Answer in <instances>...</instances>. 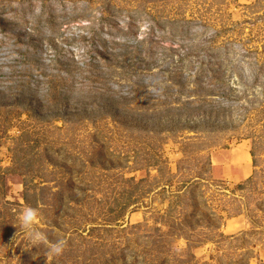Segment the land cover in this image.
<instances>
[{
    "label": "rangeland",
    "instance_id": "1",
    "mask_svg": "<svg viewBox=\"0 0 264 264\" xmlns=\"http://www.w3.org/2000/svg\"><path fill=\"white\" fill-rule=\"evenodd\" d=\"M0 264H264V0H0Z\"/></svg>",
    "mask_w": 264,
    "mask_h": 264
},
{
    "label": "clouds",
    "instance_id": "2",
    "mask_svg": "<svg viewBox=\"0 0 264 264\" xmlns=\"http://www.w3.org/2000/svg\"><path fill=\"white\" fill-rule=\"evenodd\" d=\"M40 223V216L36 209L27 207L23 210L20 217V225L25 231L27 237L34 244L46 243L47 237L44 232L38 228ZM64 251V242L59 241L55 244H51L49 252L53 256H59Z\"/></svg>",
    "mask_w": 264,
    "mask_h": 264
}]
</instances>
